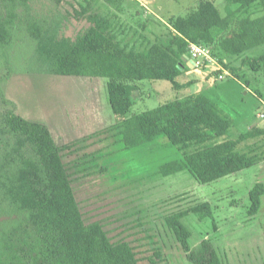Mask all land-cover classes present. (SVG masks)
Segmentation results:
<instances>
[{"label":"rangeland","instance_id":"374dc122","mask_svg":"<svg viewBox=\"0 0 264 264\" xmlns=\"http://www.w3.org/2000/svg\"><path fill=\"white\" fill-rule=\"evenodd\" d=\"M202 1L206 0H123L118 8L96 0L91 12L115 16L116 32L123 44L142 49L156 41L168 42L170 20L187 16ZM210 1L229 21L226 29L214 30L215 40L210 46L219 62L225 60L230 75L223 72V77L214 82L221 72L204 66L200 73L179 77V81L192 82L181 89L164 79L135 80L140 89L133 95L134 104L127 117L201 89L209 91L230 120L228 133L208 143L235 139L239 133L255 128L264 130V67L244 63L245 58L264 55V43L236 54L226 53L221 47L225 38L238 31L240 18L260 16L262 6L234 5L228 17L226 0ZM80 3L85 4L83 0H64L61 4L29 0V16L60 21L61 35L74 39L91 25L88 19L76 15ZM19 5L15 11L24 13ZM27 40L21 33L8 61L0 46V86L15 102L11 106L0 99V127L12 108L26 119L45 123L57 144L76 142L80 150H64L62 156L87 222H101L113 241H128L139 264H192L166 222V216L185 212L181 220L191 232V247L206 239L223 264H264V194L258 212L249 215L250 191L257 183L264 185V134L238 145L241 151L258 154L247 168L208 183L198 182L187 169L163 176L159 172L161 164L183 160L185 153L201 146L180 150L163 135L127 150L119 134L109 128L116 121L108 94L109 77L15 72L3 81L8 66L14 70L28 67L31 49ZM2 146L0 143V155ZM203 203L210 205L212 217L201 219L191 211Z\"/></svg>","mask_w":264,"mask_h":264},{"label":"trees","instance_id":"16d2710c","mask_svg":"<svg viewBox=\"0 0 264 264\" xmlns=\"http://www.w3.org/2000/svg\"><path fill=\"white\" fill-rule=\"evenodd\" d=\"M50 1L61 4L64 0ZM83 1L76 15L88 19L91 25L73 39L61 35L60 21L29 16V0H0V46L6 61L21 33L27 36L31 49L28 67L14 70L8 66L9 72L2 80L8 81L15 72L111 78L107 86L116 121L109 128L119 134L127 150L163 135L180 150L201 146L185 153L183 160L161 164L159 172L163 176L187 169L198 182L208 183L255 162L258 154L254 150L241 151L238 145L263 135V129L208 143L226 135L230 127L229 115L209 91L191 92L127 117L134 104L133 95L140 89L135 80L164 79L176 89L192 85L178 81L188 69L185 60L189 43L210 46L215 40L214 30L229 26L228 18L220 14L213 1H202L187 16L171 19L168 42L156 41L142 49L123 44L116 32L115 16L91 12L96 0ZM103 1L121 8L123 0ZM254 3H260L262 14L240 18L238 31L221 44L226 53H241L264 43V0H226L225 8L229 17L234 5ZM19 4L26 16L15 11ZM220 62L226 66L225 60ZM244 63L264 67V55L245 58ZM118 79L121 82H116ZM0 99L6 105L15 104L1 86ZM0 143V264H139L128 241H113L101 222L85 220L72 186V174L62 156L64 150H80L76 142L57 144L45 123L26 119L10 108L0 127ZM263 194L264 185L257 183L250 191L249 215L258 212ZM191 211L201 219L213 215L208 203ZM186 214L172 213L166 216V222L187 259L192 264H223L210 241L205 239L191 247V232L181 220Z\"/></svg>","mask_w":264,"mask_h":264},{"label":"built area","instance_id":"2783aa9c","mask_svg":"<svg viewBox=\"0 0 264 264\" xmlns=\"http://www.w3.org/2000/svg\"><path fill=\"white\" fill-rule=\"evenodd\" d=\"M186 59L190 61L191 68L193 71L200 72L204 66L213 67L215 71L222 70L224 73L230 75V72L225 69L223 63L214 56L211 46L203 44L190 42L189 43V55ZM223 77V73L214 77V82L220 80Z\"/></svg>","mask_w":264,"mask_h":264},{"label":"crops","instance_id":"0c3cea01","mask_svg":"<svg viewBox=\"0 0 264 264\" xmlns=\"http://www.w3.org/2000/svg\"><path fill=\"white\" fill-rule=\"evenodd\" d=\"M186 61V63H187V65H188V69H185L184 70V72H183V74L181 75V76H184V77H187L186 75H189L190 73H192V72H196V71H193V69L191 68V64H190V61L189 60H185ZM200 73V72H199ZM180 76V77H181ZM179 79V78H178ZM187 79V78H186ZM179 81V80H178ZM181 84H186V82H182L181 80L179 81ZM197 85H199V83L197 84ZM197 91H201V89H197V90H195V91H193V92H197ZM140 147V146H139Z\"/></svg>","mask_w":264,"mask_h":264}]
</instances>
